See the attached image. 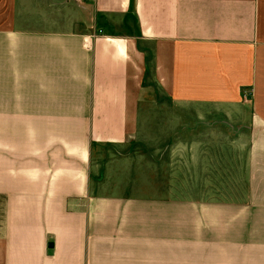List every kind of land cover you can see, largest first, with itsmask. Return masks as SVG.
<instances>
[{
	"label": "crops",
	"instance_id": "0c3cea01",
	"mask_svg": "<svg viewBox=\"0 0 264 264\" xmlns=\"http://www.w3.org/2000/svg\"><path fill=\"white\" fill-rule=\"evenodd\" d=\"M150 82L229 121V191L95 176ZM0 264H264V0H0Z\"/></svg>",
	"mask_w": 264,
	"mask_h": 264
},
{
	"label": "rangeland",
	"instance_id": "374dc122",
	"mask_svg": "<svg viewBox=\"0 0 264 264\" xmlns=\"http://www.w3.org/2000/svg\"><path fill=\"white\" fill-rule=\"evenodd\" d=\"M140 112L138 127L127 139L114 144L96 142L95 176L110 181L113 191H131V184L146 178L155 181L154 187L158 185L159 189L174 185L177 191L230 190L228 146L237 138L231 135L229 121L214 128L213 124L191 117L185 107L176 106L155 82L148 84ZM197 145L219 146L220 150L201 153L192 148ZM204 156L216 161L203 163Z\"/></svg>",
	"mask_w": 264,
	"mask_h": 264
}]
</instances>
